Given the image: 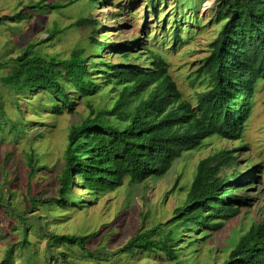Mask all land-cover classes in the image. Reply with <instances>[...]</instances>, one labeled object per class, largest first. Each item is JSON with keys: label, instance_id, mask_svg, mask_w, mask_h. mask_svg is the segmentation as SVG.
<instances>
[{"label": "trees", "instance_id": "obj_1", "mask_svg": "<svg viewBox=\"0 0 264 264\" xmlns=\"http://www.w3.org/2000/svg\"><path fill=\"white\" fill-rule=\"evenodd\" d=\"M105 2L111 4V0H97L98 5ZM54 9V5L42 1L31 0L28 4L16 0L15 14L0 16V26L7 20L19 24L31 15L53 13ZM149 9L156 12L152 6ZM215 22L222 26L209 43V54L198 65L192 80V84L199 82L203 87L195 93L194 105L178 90L162 53L147 46L141 48L138 38L121 43L100 40L95 37L99 34L95 20L80 18L72 25L90 27L91 43L87 48L74 49L66 59L58 60L35 50L36 45L59 34L57 29L51 30L39 44L23 48L15 58L2 62L5 58L0 55V90H10L14 95L43 91L55 103L52 107L55 115L63 111L73 114L80 100L88 112L84 120L68 131L64 161L57 177V197L45 201L48 206L69 208V203H76L79 197L72 193L77 187L75 179L89 195L112 192L126 180L130 185L142 184L150 177L163 176L183 155L199 149L210 137L242 141L256 83L264 80V0H217ZM172 37L175 49L182 42L178 29ZM106 52L115 54L121 63L106 59ZM139 59L141 62L137 63ZM104 92L113 95L110 104L94 107L91 99ZM13 104L16 112L21 113L16 101ZM25 132L26 125L17 118L12 120L0 99V136L11 133L17 141ZM246 148L247 144L232 149L216 148L200 160L185 200L165 223V233L160 232L159 224L136 233L119 252L149 255L160 252L173 264H180L178 253L183 251L182 244L189 248L199 240H206L208 231H220L225 222L249 208L250 200L237 195L241 188L258 183V176L245 174L251 165L239 171L238 154ZM9 155L6 153L5 160ZM32 156L26 159L28 182L38 168ZM242 181L245 184H240ZM176 184L177 179L173 188ZM2 196L0 190V211H3L0 222L7 219L12 228L17 227L20 221H25L26 214L11 210L8 202L11 193L6 201ZM29 202L28 213L44 203L35 197ZM198 230L203 238L189 239ZM21 232L20 244L28 246L25 237L28 229ZM182 236L187 238L183 243ZM47 240L50 246L70 247L77 238L50 235ZM13 251V245L8 247L0 264H12ZM57 254L63 259L68 257L65 252ZM222 264H264V219L240 236Z\"/></svg>", "mask_w": 264, "mask_h": 264}, {"label": "rangeland", "instance_id": "obj_2", "mask_svg": "<svg viewBox=\"0 0 264 264\" xmlns=\"http://www.w3.org/2000/svg\"><path fill=\"white\" fill-rule=\"evenodd\" d=\"M30 1L24 0L28 4ZM32 1L52 4L54 12L31 15L19 24L7 20L0 26V55L5 58L2 62L17 57L30 44H39L47 39L51 30L56 29L59 34L42 45H36L35 50L58 60L68 58L74 49L87 48L91 43L90 27L72 26L78 19L87 18L98 22L99 34L95 37L100 40L106 38L112 43H121L138 38L141 48L147 46L162 53L178 90L185 100L195 104V93L203 90L199 82L192 84L195 71L208 56V45L222 26L215 22L217 0H111V4L105 2L100 5L97 0ZM15 2L0 0V16L12 17ZM151 6L156 12L149 9ZM175 29H178L182 42L174 49L172 33L175 34ZM14 46L17 47L14 49ZM107 52L106 59L121 63L115 54ZM140 62L139 59L137 63ZM105 92L91 99L94 107L110 104L113 95ZM47 95L43 91L14 95L10 90H0V99L4 101L9 117L26 125V132L18 136L17 141L11 133L0 136L2 198L6 201L11 193L8 197L11 210L26 214L23 217L25 221H20L17 227L12 228L7 219L0 222V262L7 248L13 245L12 264H173L160 252L149 255L119 251L136 233L149 231L158 224L161 225L160 232L165 233V223L185 200L197 163L216 148L232 149L247 144V148L238 154L239 171L251 165V171H260L261 183L247 190V196L253 197L251 206L227 221L220 231H208L206 240H199L189 248L182 244L178 263L222 264L238 244L240 236L252 224L264 219V80L256 83L253 108L244 126L242 141L210 137L199 149L183 155L163 176L150 177L142 184L125 182L112 192L89 195L75 179L77 187L72 189V193L79 198L76 203H69V208H58L56 204L48 206L45 201L57 197V177L64 161L68 131L84 120L88 112L80 100L73 114L63 111L61 115H55L52 112L55 103ZM14 101L21 113L16 112ZM6 153L10 154L7 160ZM29 155H34L32 157L38 164L30 182L26 165ZM176 179L177 184L173 188ZM243 194V191L239 192V195ZM34 197L44 203L37 204L35 210L28 213L29 199ZM0 212L3 215V211ZM24 228L28 229L25 235L28 246L20 244ZM50 235H67L77 240L70 247L50 246L47 240ZM193 237L202 239L203 235L198 230L189 239ZM181 239L183 243L187 238L182 236ZM57 252H65L68 257L63 259ZM117 252L120 254L114 255Z\"/></svg>", "mask_w": 264, "mask_h": 264}, {"label": "clouds", "instance_id": "obj_3", "mask_svg": "<svg viewBox=\"0 0 264 264\" xmlns=\"http://www.w3.org/2000/svg\"><path fill=\"white\" fill-rule=\"evenodd\" d=\"M245 174H247L248 177L258 176V183H261V180H260V171L257 172L256 169H253V170L251 171V168H250L249 171L245 172ZM238 179H240V178H238ZM125 182H127V180H126ZM258 183H256V184H258ZM240 184H245V182L242 181ZM256 184L252 185L251 187L248 186V188H241L240 191H243L244 194H243V195H239V192H240V191H238L237 195H238V196H242L244 199H249L250 201L253 200L252 195L247 196V190L250 189V188H253ZM239 215H240V214H239ZM234 218H235V217H234ZM232 219H233V218H232ZM229 221H230V220H229ZM225 223H226V222H225Z\"/></svg>", "mask_w": 264, "mask_h": 264}]
</instances>
